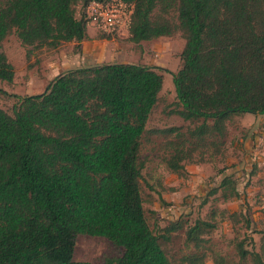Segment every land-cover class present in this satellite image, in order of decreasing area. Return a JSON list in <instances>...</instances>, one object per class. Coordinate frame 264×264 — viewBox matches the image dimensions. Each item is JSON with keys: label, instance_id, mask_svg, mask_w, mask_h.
Masks as SVG:
<instances>
[{"label": "trees", "instance_id": "trees-1", "mask_svg": "<svg viewBox=\"0 0 264 264\" xmlns=\"http://www.w3.org/2000/svg\"><path fill=\"white\" fill-rule=\"evenodd\" d=\"M91 1L0 0V80L16 77L4 50L9 35L33 48L81 43ZM123 1L131 10V41L178 33L185 39L171 112L190 126L185 133L178 126L148 129L164 86L159 66H81L59 73L45 91L23 96L0 88V95L16 99L11 111L0 106V264H94L74 259L80 234L123 247L110 264H173L162 241L184 228L194 252L177 264H231L208 246L205 234L215 227L208 220L171 221L159 232L151 227L141 149L153 135L164 136L163 148L171 150L166 164L182 172L195 152L201 160L207 148L222 152L233 116L264 115V0ZM219 189L225 199L239 195L231 175ZM261 234L259 249L237 243L240 264H264Z\"/></svg>", "mask_w": 264, "mask_h": 264}, {"label": "rangeland", "instance_id": "rangeland-1", "mask_svg": "<svg viewBox=\"0 0 264 264\" xmlns=\"http://www.w3.org/2000/svg\"><path fill=\"white\" fill-rule=\"evenodd\" d=\"M88 25L93 37H87L84 45L89 46L90 55L95 54L94 62L102 57L103 63L129 62L164 69L163 90L148 121V129L178 126L185 133L190 122L171 112L177 100L173 73L182 65L181 53L185 46L182 35L135 43L129 39L128 20L113 32H106L97 24ZM4 50L15 67L16 77L12 83L0 80V88L22 96L45 91L55 76L75 68V59L83 61V55H78L82 44L69 42L56 49L26 47L15 32L4 41ZM66 62L73 65L64 67ZM15 101V98L0 95V106L8 111ZM227 126L222 152L212 155V149L207 148L204 160L195 152L193 161H184L182 172L172 171L167 166L165 158L170 156L171 150L163 148L164 136L153 135V142L144 141L141 159L145 167L141 184L146 216L152 228L159 232L171 221L181 220L187 226L198 218L208 220L215 224L205 234L208 246L225 255L231 264H240L237 243L244 240L247 248L259 249L264 230V115H235ZM226 175L235 179L238 196L225 199L223 190L219 189ZM215 189L217 192L213 193ZM247 217L252 219L250 227ZM185 231L184 228L173 233L170 241H162L173 264L184 254L194 252L186 244ZM123 253L124 248L108 238L80 234L74 259L110 264V260ZM205 264L214 262L208 259Z\"/></svg>", "mask_w": 264, "mask_h": 264}, {"label": "built area", "instance_id": "built-area-1", "mask_svg": "<svg viewBox=\"0 0 264 264\" xmlns=\"http://www.w3.org/2000/svg\"><path fill=\"white\" fill-rule=\"evenodd\" d=\"M128 7L123 0H93L86 6L84 18L106 32H113L129 19L131 10Z\"/></svg>", "mask_w": 264, "mask_h": 264}, {"label": "crops", "instance_id": "crops-1", "mask_svg": "<svg viewBox=\"0 0 264 264\" xmlns=\"http://www.w3.org/2000/svg\"><path fill=\"white\" fill-rule=\"evenodd\" d=\"M91 24H94V23H91ZM91 27V25H88V37H93L91 36L90 32H89V28ZM78 44H82V52H79L78 55L82 54L83 55V61L80 62L78 61V59H75V63L74 64V67L75 68H78V67H81V66H88V65H94V64H103L102 62V57H98L97 58V61H95L94 58H96L95 54L94 55H90V50H89V46L88 45H84L85 44V40L82 41L81 43H78ZM106 63H116V62H106ZM124 63H129V62H124ZM64 67H71L73 64L69 63V62H66L64 63ZM163 90V89H162ZM148 127V126H147Z\"/></svg>", "mask_w": 264, "mask_h": 264}]
</instances>
